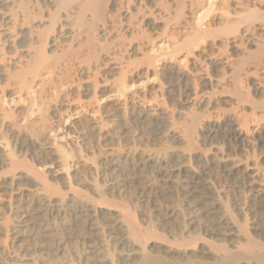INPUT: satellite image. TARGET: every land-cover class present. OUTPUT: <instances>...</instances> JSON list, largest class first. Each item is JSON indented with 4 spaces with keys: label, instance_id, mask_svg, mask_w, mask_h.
Masks as SVG:
<instances>
[{
    "label": "bare ground",
    "instance_id": "obj_1",
    "mask_svg": "<svg viewBox=\"0 0 264 264\" xmlns=\"http://www.w3.org/2000/svg\"><path fill=\"white\" fill-rule=\"evenodd\" d=\"M165 1L166 0H0V84L4 82V86H6V88L11 89L13 91V94L18 95L19 99L21 100V101L19 100L20 102H24V99L26 98V100L28 101V106H27L28 108L25 111V113H22V112L20 113L19 111L18 114L23 115V116L25 115L24 119L28 122H31L32 120L31 121L28 120L29 117L31 116L32 118H34L35 116L33 117V114H36V112L39 109H41L40 107L41 105L39 106V101L41 99V97L39 98V94L44 90V88L50 89L53 83L56 84V82L57 81L59 82L61 79L63 81L64 80L66 81V79H64L63 77H65L66 74L70 72L71 69L79 71V72H91L90 62L91 60L93 61V59L97 58L96 53L98 51L94 55L92 52H94V49L96 47L92 51L90 47L85 48L87 44L84 46V44L82 43L88 38L90 39V36H92V34L99 35L97 37H99V41L101 44V42H103V40H105L106 37L112 38L113 35H116V32L119 33L116 35L117 38L119 35L121 36L122 34L124 35L125 33L132 32L130 33L131 40H129L130 39L129 38L128 43H126L125 45L123 43L117 45V48L120 51V53L122 55L131 53L130 54L131 56H133V54L135 53L136 55L140 57H150L151 58L152 56L149 55L148 47L144 46L145 44H142L140 41H138V39L142 40L140 36L141 34L144 33L143 32L144 29L150 28L152 24L154 26V24L159 22V20L160 21L165 20L168 17V19H166L167 21L166 20L165 22L163 21L164 24L166 23L165 28H164L165 38L168 39V42L170 43L169 52L165 54V56L167 55V57L170 56V58H173L181 54L183 57L182 61H184V63L191 60L192 61L191 65L193 67L197 66L198 64L195 62V58H194L195 53L200 48V44L202 42H205L211 39L213 40L219 39L224 45L229 46L231 49L239 50V55H237V57L239 56L242 57V59L238 58V60L240 59L239 60L240 63H237L235 65V61H230L231 58H228V56H225V55H221L224 53H221V54L219 53L217 54L218 57L213 56V58L211 57L208 58L210 62L209 65L211 64L212 66V64L213 65L215 64L217 65V67L219 66L221 70L226 71V72L230 71L231 73L234 74V75L233 74L231 75H233V78L235 79L234 82L236 83L234 84L237 86L236 93H237V90L239 93L240 91L239 89H241L244 86L245 88H251V94L255 98L257 97L258 99L255 101L254 100L248 101L249 99L246 100L245 98H242V97H237V99L235 98L236 99L234 100L235 106H236V109H238L236 119L234 121L223 119L221 120V122H218L216 124H210L209 126H206L207 129L205 132L207 133V137H209L211 140L217 139L221 143V146H226L227 148H229L230 145H232V148H233V144H234L237 150L244 152L245 154L252 152L251 155L256 153V150H259L261 159H259L260 157L257 159L261 160L264 163V0H186L185 2L184 0H182L181 2H179L180 0L179 1L175 0L176 2L174 0H171L168 3ZM163 2L167 3V6ZM163 4L166 9V13L164 15H161L162 13L161 7H163L162 6ZM183 7L185 8L184 10L186 11H183ZM147 9L151 11H148ZM182 13H184L182 17L184 21L183 22L181 21V23L176 22L177 20L179 21V19L177 18H179ZM153 15H155L154 16L155 19L151 17L154 20L151 19L153 22H151L150 24L148 23L147 20L150 16H153ZM164 17L165 19H163ZM118 18L121 19L120 22L117 20ZM139 24L140 25L142 24V29L140 28L141 26L139 27L142 31L139 29L140 32H137L136 29L138 28ZM88 26L89 28H91L92 26L93 31L92 29H89ZM176 26H178L179 28ZM154 28L155 27H152L151 29L153 30ZM178 29L180 30L178 31ZM89 30H91L92 32ZM91 39L93 40L92 37ZM114 39L115 38H113V40ZM120 39H122V37H120ZM178 39L179 40L181 39V40L179 41ZM120 41L118 38L117 43H119ZM150 42H151V45L154 46L152 44V41ZM46 45H49V48L46 47ZM240 48H243V51L240 50ZM106 49L109 50L108 47H106ZM102 50H103V47H102ZM151 52L153 51L151 50ZM154 57L156 58L158 56H154ZM154 57H152L153 61L155 59ZM119 58H114V59L109 58L106 63L111 61V63H109V66L111 65L115 67L112 69H110L111 67H109V70L117 69L121 71V73L119 72L121 74L119 81H116L117 82L116 85L112 84L115 86L112 92L115 93V95L117 96H124L128 88H130V83L126 80L127 76L125 77V72H124L125 70L123 69L124 67H122L123 63L119 64L120 62ZM95 62L96 61H94V63ZM127 62L129 63V61ZM136 62L137 61L132 62V63L134 64ZM151 64H152V61H151ZM152 67H154L153 64H152ZM151 73H153V71ZM154 73L152 74L153 75L152 78L157 77L156 75L157 73L155 74ZM144 74L148 76V77L145 76V79H144L146 83L148 82L151 76H150V73H148V70L145 71ZM202 76L203 74H200L198 76V81H197L198 84L201 85L200 87L202 88L198 89L195 85L193 86L191 85L192 87L188 89L189 95H188L187 100H190L189 102L190 104H192V106H200L202 104L204 105V104H209L210 102H212L210 99L212 96L211 95L208 96L210 93L209 94L206 92L204 93L203 91L205 88H203L204 85L202 84V82H204L205 78H203ZM118 78H115V80L116 79L118 80ZM88 79H90V77H88ZM63 83L61 84L62 87L65 86V84L63 85ZM94 84H93V87L95 91V88L98 87L97 86L98 82L95 85ZM61 85H60V88H61ZM132 85H134V83ZM52 87L54 88V90L55 88H57V86L56 87L52 86ZM67 87L68 85L65 88ZM1 92H0V126L1 125L4 126L7 122H9L7 119H9L8 115L10 113L8 111H7L8 114L5 113L6 111L3 108L4 107L3 99L5 98V96L4 97L1 96ZM221 93L223 94V92ZM96 95L97 94H94V96ZM240 96H243V95H240ZM66 102H67V99H66ZM246 103L250 104V107ZM122 105L124 107V104ZM246 106H248L247 109H246ZM126 112L127 111H125V115H126ZM41 113L42 112H40V114ZM131 114L133 115L135 114L133 116L135 118H131L132 120L130 119V121H125V122L123 121L124 122L123 132L125 133L126 138L127 136H129V133H130L129 130L131 128L133 120L139 122L138 119L139 120L145 119L149 122L148 123L150 125L149 135L151 133L152 137L156 138L157 136H161V138H164V139L168 137V138L185 141V143L187 142L188 144H190L191 141H193L191 140L193 139L192 138L193 132L196 130V129L194 130L195 125H197V123L200 124L199 122L201 121V120L200 121L196 120L197 123L192 125L191 122H193L194 121L193 118H195V117H192L191 119H193V121H190L189 123L190 125L187 124L188 127L186 126L187 127L186 130L182 131L181 133V131L179 132V130L176 129L177 127L174 128L176 125L170 126L171 127L170 129H165L162 126L163 119L161 118V116L157 115L155 111H152L149 114H145V111L141 112L140 110V113L138 112L135 113V111H133V113ZM36 118L34 119L36 120ZM45 120L46 121L44 124L48 126V123H46L47 119ZM35 122L33 123L35 124ZM82 123L84 124V121ZM29 124L28 126L31 127V123ZM44 124L42 125L40 124V125L44 128L45 127ZM36 126L34 127V125H32V127H34L33 131L36 128ZM47 126L45 127V130H47ZM90 126L88 125L89 128ZM6 127L10 128L11 126L9 125ZM24 127H27V124ZM20 130H23V129H20ZM90 130H94V129L90 128ZM97 131L100 136L99 138L100 139L102 138L101 140L106 141V140L116 138L115 135L117 133L115 132L105 131V130L103 131V129L100 127L97 128ZM24 132L27 133L26 131ZM41 134L43 133H40V135ZM20 135H21V131H20ZM132 141L134 140L132 139ZM44 144H46V142ZM192 144H190V146ZM53 145H56V144H53ZM190 146L187 148L191 149V147H193V146L191 147ZM54 148H47L48 150L45 152L46 154L45 157L41 158L43 162L52 160L50 155L54 156V153H55L54 151L58 150V149L54 150ZM8 149L9 150H5L4 148L2 149L3 152L0 153V190L7 191L9 192L10 195L11 194L14 195V197H12V195L11 197H9L11 200H13V202H11V200L10 202L7 201V207H6L7 212L9 214L11 213V217H12L11 219H13V222L11 225H9L8 217L4 218L0 214V264H32L34 263V261H31V259L29 260V258L33 256L35 253L39 254V252L43 251V248H44L43 244L46 245V242L43 243L45 239L44 238L45 235H47L51 230L53 231L58 228H61V226H66L67 221H68L67 219L68 216L73 217V216L78 215L81 218L85 219V223H84L85 225L84 224L83 225L86 227L87 230H84L85 228L82 229V227L81 228L79 227L80 231L83 230L82 232L84 233L81 234L80 237L78 236L79 239L77 240V242L82 245H86V242L90 240L87 237V235H84V234H87L88 232L92 233V231H100L101 236H102V237L99 236L102 240L101 243H104L106 247H109L110 244L114 241L112 243L113 246L115 247V248L113 247L114 250H116L117 247H120V248L126 247V246L128 247V245L129 247L130 245L131 247L132 246L134 247L139 243L142 244V242L146 240L147 237L148 238L152 237V234L154 232L153 231H152L153 233L152 232L149 233L147 231L144 232L140 228L138 223H136L135 218L132 217L133 215L129 213L130 211H133L135 208H132V210H130V208L124 207L125 205L123 204H122L123 206H121V204L116 205L117 208L120 210L119 218L121 219V221L119 222L115 220L113 221V219H110L111 217L102 218L101 213L103 212V208H104V206L102 207V205H106V202H108L105 200V198H100L101 201L100 200L93 201L94 199L90 200L86 198L85 196H80L78 195V192L75 191L68 198L66 197L64 198L61 195L62 199L67 200V202L64 203L65 201L62 200L61 197L59 196L60 193L58 195L53 190H51L45 178V172L44 173L42 172L43 174L38 172L35 169L36 167L35 168H33L32 166L30 167V165H28V163H26V161L22 159V157L15 155L13 152L10 151V148ZM19 149H21L20 153L23 152V154L30 155V153H27L29 149L26 146L20 144ZM192 150H194V147L193 149H191V153H193ZM57 152H59V150ZM218 152L221 153L220 149H217L215 153H212L214 154V156L212 159L210 158L211 160L205 158L206 159L205 162L203 161L204 167H202L203 171H198L197 169L190 170L188 169L189 168L188 164H185V163L179 166L177 165V163L172 161V159H170L168 155L164 156V155H161V153H157L155 154V156H157L156 161H149L150 159L148 158L149 160H145L142 163L143 168L141 170H144V167H150L154 171V174H155L154 176L157 181V182H149L147 184L142 183L138 175L135 174L136 170L134 169L131 170V168L129 170L127 168L126 170V168H122L121 166L118 167L119 165H117L116 167L114 166L108 171L111 172L109 174L112 176V178L115 181L120 178L125 177L126 174L132 177L130 178V181H127V182L130 183L131 185L132 184L137 185V186L135 185L136 189L133 193L136 198L135 200L137 202L140 201L139 199L150 197V195L152 194L155 195V199L158 200V202L160 203V206H159L160 214H158L157 216L158 218H163V222L167 218L169 217L171 218L175 216L176 215L175 213H177V212H173L176 209L173 210L172 208H170V205L168 204L169 200L172 199L170 196L171 190L173 189L174 191H176V193L177 191H180V190L184 191L187 195L186 198H189L188 201L195 202L193 203L194 205H191L192 210L190 212L191 213L190 215L195 216V218L197 215H199V213L200 215L201 213L204 215L203 217L204 222L202 223L203 226L200 229L202 230L201 232H204L207 236L211 237V240H212V239H218V238L225 237V236H232V232L229 234L227 232V229L234 230V226H232L233 222L232 221H231L232 223L229 222L228 220H226V218L223 215H221L220 211L222 209H225V211L224 210L222 211H224L227 216L226 208H222V205L220 202L221 200L216 198L214 194L210 193L211 190L208 191L209 186L205 182L200 181V177L202 175L203 176L205 175L204 171L206 169L208 170V168H217L218 171L222 172L225 175L226 177L225 180H227V178H230V176H234L236 179L237 186L241 189L240 191L242 192L243 200L241 199V201L240 200L235 201L232 205L234 207V209L232 210H236V208L240 207L238 209L241 210L242 213L245 212L247 214L248 212V214L250 213L253 214L252 219H254V222H257V227H259V229H255V230L256 231L260 230V234H258L257 236L259 238L264 239V169H262V166L260 167V164L258 166L257 161L255 162L257 165L256 164L251 165L250 162H248V160H246L242 164L238 162L235 165H227V164H226L227 166L223 165L221 162L224 157L222 155H218L219 154ZM62 153H61L62 155L60 154V159L61 161H63L62 163H65L64 168L67 172L69 171V164H67V162L69 161L64 158L66 153L64 152ZM70 153L72 154V152ZM143 154H144V151H143ZM184 154L185 153H183L182 156H184ZM150 155H153V154H149L148 156ZM248 157L250 158V156ZM253 158L254 157H252V159ZM117 161L120 162L119 159ZM62 163L60 164L62 165ZM174 164H176L177 166ZM170 168L172 169L170 170ZM144 178H146V176ZM126 180L127 179H125V181ZM70 183H71V178L68 173L67 176L65 177L64 184L67 185L69 189H70ZM96 185L98 184L96 183ZM96 185L95 187H97ZM98 186L100 187V185ZM119 186L118 187L115 186L111 188L108 187L109 189L108 191H110V193L114 196L115 194H113L112 191L116 192V190H119ZM132 188L134 189V187ZM56 194L60 197L61 200L59 198H58L59 200H56V197H58L56 196ZM103 195L105 196V193ZM119 195L121 194L119 193ZM107 197H109V195ZM17 203L18 205L14 206V204H17ZM250 203H254V205H256L257 207H253L254 205L250 206L251 205ZM111 205L109 206V208L113 207V206L111 207ZM187 206H190V205H187ZM107 207L108 206H105V208ZM127 209H129L130 211ZM116 211L118 210L116 209ZM184 214L182 213V215ZM184 216H183V220H185ZM91 222L93 224H90ZM30 225L32 228H29ZM244 226H240V227L245 228ZM28 230L34 231V234L33 235L31 234L32 236H30L32 237V243L29 245L28 248L24 250L25 253L23 255V257H29V258H25L26 261H20V257H15V259L8 260L7 258L11 256L12 253L13 254L17 253L18 247L16 248V243H20V241L22 242L21 238L24 235V233H26V231ZM149 230L151 231L152 229H149ZM244 232L246 233V231L243 230V233ZM249 234L248 235L245 234V235L249 236ZM3 236H4V239H2ZM254 237H255V234H254ZM162 238L163 237L161 236V239ZM189 239L191 238L189 237ZM196 239H192V240H196ZM179 242H178L179 247H183L186 249L190 248L194 244L193 242L192 244H187L188 243L187 242L186 244L182 243L183 244L182 245ZM175 245L176 244H174L173 246ZM210 246L211 245H209L208 243V246L206 248L210 249L215 246L216 251L218 250L217 254L221 252L219 253L220 256L218 255V258L215 260V262L211 264H239L240 260H244V261L248 260L249 262L253 261L254 264H264V242H260L257 239L248 237V239L246 240V244L240 248L241 250L238 253L229 252L227 248L225 249L224 247H222L223 245L222 246L212 245L211 247ZM101 248L102 247H100V249ZM11 249L13 250L12 252H11ZM171 249L173 248L171 247ZM103 250L101 249V251H99L96 249L94 251V254L95 253L102 254ZM106 250L107 249H105V251ZM179 250H182V249H179ZM112 253L113 252H111V254ZM202 254H207V253L204 252ZM109 257L110 259L109 258L103 259V260L101 259L102 262L112 264L113 255H109ZM159 258L157 257L153 258L150 256H146L142 260L141 264H160L159 261L161 262L160 260L161 258L160 259ZM241 258H244V259H241ZM101 260L99 263H101ZM131 260H132V255L131 256L127 255L126 259L125 260L123 259L124 262H129ZM89 264H92V263H89ZM195 264H203V263L195 262Z\"/></svg>",
    "mask_w": 264,
    "mask_h": 264
},
{
    "label": "rangeland",
    "instance_id": "obj_2",
    "mask_svg": "<svg viewBox=\"0 0 264 264\" xmlns=\"http://www.w3.org/2000/svg\"><path fill=\"white\" fill-rule=\"evenodd\" d=\"M169 1L171 0H166L165 2L168 3ZM181 1L182 0H180L179 2ZM185 1L186 0H184V2ZM167 3H165L166 6H167ZM162 6L163 7H161V12H162L161 15H164L166 13V9L164 7V4ZM184 9L185 8L183 7V11H186ZM148 11H151V10H148ZM183 15L184 13H182L181 16L177 18L179 19V21L177 20L176 22L178 23H181V21L183 22L184 21V19L182 18ZM154 16L155 15L150 16L148 18L147 20L148 23L151 24V22H153L152 20L155 19ZM151 17H153L154 19ZM165 17L163 19H165ZM166 19H168V17ZM117 20L120 22L121 19L118 18ZM165 20H161V21L159 20V22L156 21L157 23L154 24V26L152 24L150 28H146L147 30L144 29L143 30L144 33L141 34L140 36L142 40L138 39V41H140L142 44H145L144 46L148 47L150 56L152 57L158 56L156 58L154 57L155 58L154 61L152 57L151 58L150 57H140L136 55L135 53L133 54V56L130 55L131 53L124 54V55L120 53V51L117 48V45L121 43L125 45L126 43H128L129 42L128 39L130 38L129 40H131L130 33L132 32L125 33L124 35L122 34L121 36L119 35L120 37H122V39H120V37L118 36L119 41L121 40L119 43H117L118 38L116 37V35L119 33L116 32V35H113L112 38L110 37L108 38L106 37L107 39L105 38L106 41L108 40L107 43L105 40H103L101 44L99 41V37H97L99 35L95 34L96 35L95 36L94 34H92V36H90V39L88 38L82 43L84 44V46L87 44L85 48L90 47L92 51L96 47L94 49V52H92L94 55L98 51L96 53L97 58L93 59V61L91 60L90 62L91 72H79V71L71 69L70 72H68L66 76L63 77L64 79H66V81L64 80L65 82L61 79L59 82L58 81L56 82L57 85L53 83L50 89L44 88V90L41 92L42 94L41 93L39 94V98L41 97L40 101L42 100L41 102L39 101V106L41 105L40 106L41 109L37 111L38 113L36 112V114H33V117L35 116L34 118L37 117L36 120L32 118L31 116L29 117L28 120L29 121L32 120L31 122H28L24 119L25 115L23 116V115L18 114L19 111L20 113L21 112L25 113V111L27 110L28 101L26 100V98L24 99V102H20L21 100L19 99L18 95L13 94V91L11 89L6 88V86H4V82L0 84L1 86L0 92L2 90L1 96L3 97L5 96V98L3 99L4 101L3 108L6 111L5 113L7 114L8 112L10 113L8 115L9 119H7L9 122H7L4 125L5 127L3 125L0 126V153L3 152L2 149L5 148V150H9L8 148H10L11 152H13L17 156L22 157V159H24L26 163L30 165V167L31 166L33 168L36 167L35 169L40 173L45 172V178L47 180L48 185L50 186L51 190H53L55 193H57L58 195L60 193L59 196L61 197V199H62V196L64 198L65 197L68 198L75 191L78 192V195L80 196H85L86 198L90 200L94 199L93 201L95 200L101 201L100 198H105V200L108 201L109 203L105 201L106 205H102V207L104 206L105 208V206H108L107 208H109L111 204H112L111 207L112 206L113 207L109 209L103 208V212L101 213L102 218L111 217L110 219H113V221L115 220V221L120 222L121 221V219L119 218L120 210L117 208L116 205H119V204H121V206L125 205L124 207L130 208V210H132V208H135L134 209L135 211L134 210L130 211L129 209L127 210L130 211L129 213L133 215L132 217L135 218L136 223H138V225L144 232L146 231L149 233H151L152 231L154 232V233L152 232L153 233L152 237L151 238L147 237L148 239L146 238V240L143 241L144 243L142 242V244L140 243L137 244L138 247L137 245L134 247L133 246L131 247L130 245L131 247L130 248L128 245L129 248L127 246L121 247V248L117 247V249L118 248L119 249L114 250L113 249L114 246L112 244L114 242L113 240H112L113 242L109 246L110 248L106 247L104 243H101L102 240L100 237L102 236H101L100 231H92V233L88 232L87 234H84V235H87V237L90 240L88 239L89 241L86 242V245H82L78 243L77 240L79 239L81 234L84 233L82 232L83 230L80 231V228L82 227V229L85 228L84 230H87L86 227L84 226L85 219L81 218L78 215L73 216V217L68 216L67 217L68 221H67L66 226H61V228H58L53 231L51 230L47 235H45L44 237L45 239L43 243L46 242V245L43 244V247H44L43 251L39 252V254L35 253L36 255L34 254L35 255V256L33 255L34 257L31 256L32 258L23 257L25 253L24 250L28 248L29 245L32 243V237L30 236L34 234V231L28 230L22 236L21 238L22 242L20 241L21 244L16 243V248L18 247L17 248L18 254L12 253L11 256L7 258L8 260L15 259V257H20V261H26L25 258H29V260L31 259V261H34V263L32 264H89V263L108 264V263L102 262V260L107 259V258L110 259L109 255H113L114 260L112 259V262H113L112 264H141L142 260L146 256H150L153 258L160 257L161 258V259L159 258L161 260V262L159 261L160 264H163V263L164 264H170V263L171 264H195V262H200L203 264H211L215 262V260L218 258V255L220 256L219 253L221 252L217 254L218 250L216 251L215 246L213 247L215 250L213 248H210V249L206 248L208 246V243L211 246L212 245H216V246L223 245L222 247H224L225 249L227 248L229 252L238 253L241 250L240 248L246 244V240L248 239V237L257 239L260 242H264L263 238H259L257 236L258 234H260V230L259 231L255 230V229H259V227H257V222H254V219H252L253 214L251 213L248 214V212L247 214L245 212L242 213L241 210L238 209L240 207L236 208V210H232L234 209L232 205L235 201L237 200L241 201V199L243 200L242 192L240 191L241 189L237 186L235 177L230 176V178H227V180H225L226 179L225 175L222 172L218 171L217 168H208V170L206 169L204 171L205 175L204 176L202 175L200 177V181L205 182L209 186L208 191L211 190L210 193L214 194L216 198L221 200L220 202H221L222 208H226L227 216H226V213L224 212L225 209H222L224 211L222 210L220 211L221 215H223L226 218V220H228L229 222L231 221L233 222V223L231 222L233 225L232 224L230 225L234 226V230L227 229V232L229 234L232 232V236H225V237L218 238L220 240L218 239L211 240V237L207 236L204 232H201L202 230L200 228L203 226L202 223L204 222V219H203L204 215L201 213L202 215L201 216L199 213L200 216L197 215L196 218L195 216L190 215L191 214L190 212L192 210L191 205H194L193 203L195 202H189L188 201L189 198H186L187 195L184 191L180 190V191H177L176 193V191H174L173 189L171 190L170 196L173 199V201L170 198L171 200H169L168 204L170 205V208H172L173 210L176 209L175 211H173L172 209L171 210L177 213H175L176 214L175 216L171 218L169 217L166 220H164L165 222L164 224L163 218H158L157 216L158 214H160L159 213L160 203L158 202V200L155 199V195L152 194L150 195V197L139 199L140 201L137 202L133 194L137 185L136 184L131 185L130 183L127 182V181H130V178L132 177L126 174L125 177L118 179L119 181L118 180L115 181L112 178V176L109 174L111 173L110 171H108L109 169H111L114 166L116 167L117 165H119L118 167L121 166L122 168H126V170L127 168L128 170L130 168L131 170L132 169L136 170L135 174L138 175L140 181L144 184H147L149 182H157L154 176L155 175L154 171L150 167H144V170H141L143 168L142 163L145 160H149V159H150L149 161L157 160V156H155V154L161 153V155H164V156L168 155L170 159H172V161L177 163V165L179 166L185 163V164H188V167H189L188 169L190 170L197 169L198 171H203L202 167H204V162L206 160L205 158L212 159L214 156V154L212 153H215L217 149H220L221 151V153L218 152L219 153L218 155H222L224 157L223 158L224 162L223 160L221 162L223 165H226V164L235 165L238 162L242 164L246 160H248V162H250L251 165L256 164L255 162L257 161L258 166L260 164V167L262 166V169H264L263 167L264 163L261 160L257 159L260 157L259 150H256V153H254L255 155L254 154L251 155L252 152H249L250 154L249 153L245 154L244 152L237 150L234 144H233V148H232V145H230L229 148H227L226 146H221V143L217 139L211 140L209 137H207V133L205 132L207 129L206 126H209L210 124H216L218 122H221V120L223 119L231 120V121L232 120L234 121L236 119L238 109H236L234 100H236L237 97H242V98H245L246 100L249 99L248 101H253V100L255 101L258 99L257 97L255 98L251 94V88H245L244 86H243L244 88L242 87L241 89H239L240 90L239 93H238V90L236 93L237 86L235 85L236 83L234 82L235 81V79L233 78L234 74L231 73L230 71L226 72V71L221 70L220 67L219 66L217 67V65L215 64L214 65L212 64V66L211 64L209 65L210 62L208 58L210 57L213 58V56L218 57L217 54L219 53L220 54L224 53L221 55L228 56V58H231L230 61H235V65H236L237 63H240L239 60L242 59V57L240 56L237 57V55H239V50L231 49L229 46L224 45L219 39H214V40L211 39V40L202 42L200 44V48L194 55L195 62L198 64L197 65L198 67L197 66L193 67L191 65V62H192L191 60L184 63V61H182L183 57L181 54L173 58H170V56L167 57V55L165 56V54L169 52L170 43L168 42V39L165 38V29H164L165 24H166V23L164 24ZM139 27L142 29V24L141 25L139 24L137 28L138 30L136 29L137 32H140L141 30ZM152 27H155V28L152 30L151 29ZM89 29H92V26ZM179 30L180 29H178V31ZM158 34L159 36L161 35L162 37L161 36L159 37ZM91 37L93 38V40L91 39ZM113 38L115 39L113 40ZM149 40L152 41V44L154 46L151 45V42ZM114 41L116 42V44ZM110 43L113 45H111ZM107 44L110 46H108ZM46 47L49 48V45H46ZM102 47H103V50H102ZM106 47H108L109 50H107ZM151 50L153 52H151ZM240 50L243 51V48H240ZM106 54L108 57L106 56ZM109 58L110 59L119 58L120 59V62L118 61L119 64L123 63L122 67H124L123 69L125 70L124 71L125 77L127 76L126 80L130 83V88H128L124 96H117L115 95V93L112 92L115 87L112 84L116 85L117 83L116 81H119L120 76H121L120 74L121 71L117 69L109 70V67H111L110 69L115 68L114 66H111V65L109 66V63H111V61L106 63ZM238 58L240 59L238 60ZM94 61L96 62L94 63ZM127 61H129V63L132 66ZM135 61L137 62L133 64L132 62H135ZM151 61L154 67H152ZM213 66L215 69L213 68ZM147 70H148V73H150L151 77L148 80V82L145 83L144 79L146 75L144 74V72ZM152 71L153 73L154 71L155 73H157L156 78H152L153 77L152 75L153 73H151ZM200 74H203L202 77L205 78L204 82H202V84L204 85L203 88H205L203 91L204 93L205 92L208 94L210 93L208 96L210 95L212 96L210 98L212 102H210L209 104H204V105L202 104L200 106H192V104H190L189 102L190 100H187L188 95H189L188 89L191 88L193 85H195L198 89L202 88L200 87L201 85H199L197 82L198 76ZM88 77H90V79H88ZM115 78H118V80L117 79L115 80ZM95 79H97L98 81ZM97 82H98L97 84L98 87L95 88V91H96L95 92L93 84L94 83L96 84ZM62 83L63 85L65 84V86L62 87L61 85ZM133 83L134 85H132ZM204 83H206L207 85ZM66 84L68 85L67 88H65L67 86ZM60 85H61V88H60ZM69 85L70 86L73 85V86L70 87ZM52 86L54 87L57 86V88H55L54 90ZM221 92H223V94ZM93 93L97 95L94 96ZM239 94L243 96H240ZM66 99H67V102H66ZM122 104H124V107ZM246 104L250 107V104L248 103ZM248 106H246V109L248 108ZM140 110L141 112L145 111V114H149L152 111H155V113L161 116V118L163 119L162 126L165 129H170L171 128L170 126L176 125L174 128L177 127L176 129L179 130V132L181 131V133L182 131L186 130V128L188 127L187 124L190 125L189 123L190 121H193V119L194 121L191 122L192 125L197 123L196 120H199V121L201 120L200 122L198 121L200 124L197 123V125H195L194 130L196 129L195 130L196 132L195 131L193 132L194 137L192 136L193 139H191L193 141H191L190 143V144L192 143L194 144V145L193 144L191 145L194 147V150H192L194 154L191 153V149H193V147H191L190 144H188L187 142L185 143V141L168 138V137L164 139V138H161V136H157L155 138L151 136V133L149 135L150 125L148 124L149 122L145 119H140V120L138 119L139 122L133 120V123L129 130L130 132L129 136H127L126 138V135L123 132L124 122L130 121L131 118H135L133 117L135 114L133 115L131 113H133V111H135V113L136 112L140 113ZM39 111L42 113L40 114ZM125 111H127L126 115H125ZM192 117H195V118L191 119ZM45 119H47L46 123H48V126L44 124L46 121ZM22 121L24 122V124ZM83 121H84V124L82 123ZM33 122H35V124ZM25 123L27 124V127H24L26 125ZM29 123H31V127L32 125H34V127L37 125L34 131H33L34 127L31 128L30 126H28ZM40 124L41 125L44 124L45 127L47 126V130H45V127L43 128ZM9 125L11 126L10 128L6 127ZM88 125L89 126L91 125L90 128L94 130H90ZM39 126H41L42 128ZM99 127L102 128L103 131L105 130V131H111V132L117 133L115 135L116 138L106 140V141L101 140L102 138L101 139L99 138L100 136L97 131V128ZM20 129H23V130H20ZM20 131H21V135H20ZM24 131H26L27 133H25ZM40 133H43L41 134L42 136L40 135ZM48 137L50 140L48 139ZM132 139L134 141H132ZM45 142L46 144H44ZM20 144L26 146L29 149L27 153H30V155L23 154V152L20 153V150H21L19 149ZM53 144H56V145H53ZM187 144L191 147V149L187 148L189 147ZM47 148H54V150L58 149L59 152H57L58 150L54 151L55 152L54 156L50 155L52 160L43 162L41 158L45 157L46 155L45 152L48 150ZM143 151L145 155L143 154ZM62 152L66 153V155L64 154L65 155L64 158L69 161L67 162V164H69V171L67 172L64 168L65 163H62L63 161H61L60 159V154ZM70 152H72V154ZM183 153H185L184 156H182ZM149 154H153V155L148 156ZM248 156H250V158ZM251 156L254 157L255 159L254 158L252 159ZM118 159L120 162L117 161ZM188 159L190 160V162ZM259 159H261V157ZM59 162L62 163V165ZM171 169L172 168H170V170ZM68 173L71 178L70 189L67 185L64 184L65 177L67 176ZM143 176L144 177L146 176V178H144ZM125 179L127 180L125 181ZM109 182H111L112 184ZM96 183L100 185V187L96 185ZM95 185L98 188L95 187ZM115 186L117 187L119 186V190H116V192L112 191L113 194H115L114 195L115 197H114L110 193V191H108L109 190L108 187L111 188ZM132 187H134V189ZM102 193L103 194L105 193L106 197ZM119 193L121 195H119ZM57 194L56 196H58ZM11 195L7 191L0 190V214L4 218L8 217L9 225L12 224L13 219H11L12 218L11 213L9 214L7 212L6 207H7V201L10 202L11 200L9 198L11 197ZM108 195L109 197H107ZM59 196L56 197V200L60 199ZM12 197H14V195H12ZM62 200L65 201L64 203L67 202V200L65 199H62ZM11 202H13V200H11ZM250 204H251L250 206L254 205V203H250ZM16 205H18V203L14 204V206ZM187 205H190V206H187ZM253 207H257V206L254 205ZM116 209L118 211H116ZM182 213L183 214L185 213L184 214L185 216L182 215ZM183 216L185 220H183ZM90 224H93V223L91 222ZM240 226L245 227V228L243 227L242 228L244 231H246V233L245 232L243 233V230ZM29 228H32L31 225ZM149 229H152V230L150 231ZM245 234L246 235L249 234V236H246ZM254 234H255V237H254ZM160 235L164 238V239L162 238L163 240L161 239ZM185 237H187L188 239ZM189 237L191 239H189ZM2 239H4V236L2 237ZM192 239H196L198 241L192 240ZM178 242L181 244L182 243L186 244L187 242H188L187 244H192L193 242L194 244L191 246L192 249L190 247V248H187L188 249L187 250L186 248L179 247ZM174 244L176 245L173 246ZM100 247H102L101 248L102 250L104 248L102 254H99V253L94 254V251L96 249L101 251ZM171 247L173 249H171ZM105 249L107 250L105 251ZM179 249H182V250H179ZM12 251L13 250L11 249V252ZM111 252L113 253L111 254ZM204 252L207 254H202ZM127 255L128 256L132 255V260L129 262H124L123 259L125 260ZM241 259H244V258H241ZM100 260H101V263H99ZM247 261L248 260L246 261L240 260L239 264H244L245 262H246L245 264L253 263V261H250V262L249 261L247 262Z\"/></svg>",
    "mask_w": 264,
    "mask_h": 264
}]
</instances>
